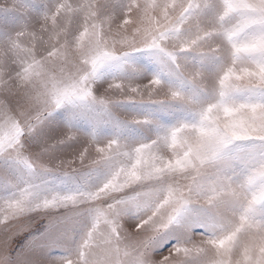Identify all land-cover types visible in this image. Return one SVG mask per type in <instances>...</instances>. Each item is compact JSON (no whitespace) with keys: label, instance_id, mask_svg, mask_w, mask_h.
<instances>
[{"label":"snow or ice","instance_id":"obj_1","mask_svg":"<svg viewBox=\"0 0 264 264\" xmlns=\"http://www.w3.org/2000/svg\"><path fill=\"white\" fill-rule=\"evenodd\" d=\"M0 264H264V0H0Z\"/></svg>","mask_w":264,"mask_h":264},{"label":"rangeland","instance_id":"obj_2","mask_svg":"<svg viewBox=\"0 0 264 264\" xmlns=\"http://www.w3.org/2000/svg\"><path fill=\"white\" fill-rule=\"evenodd\" d=\"M42 226V222L41 221H37V223H36V225H35V227H37V228H39V227H41ZM167 250L165 249V252H166Z\"/></svg>","mask_w":264,"mask_h":264}]
</instances>
